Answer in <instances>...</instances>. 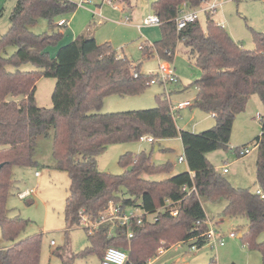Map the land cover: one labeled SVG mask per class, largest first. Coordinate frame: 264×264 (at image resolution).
Instances as JSON below:
<instances>
[{
  "label": "trees",
  "instance_id": "trees-1",
  "mask_svg": "<svg viewBox=\"0 0 264 264\" xmlns=\"http://www.w3.org/2000/svg\"><path fill=\"white\" fill-rule=\"evenodd\" d=\"M104 1L121 6L130 2ZM204 1L152 0L151 10L161 22V39L152 45L142 44L140 49L144 59L157 56L164 63L173 61L178 43L190 49L200 71L190 85L197 89L194 104L206 107L215 120L210 129L193 133L178 129L169 101L162 95L156 97L153 109L101 112L106 97L140 95L156 74L141 72L140 65L119 56L109 43L98 44L86 33L51 57L48 48L58 44L63 35L59 29L65 27L54 21L74 12L76 4L70 0H16L9 28L0 36V231L2 240L11 243L0 249V264H39L42 236L18 240L26 221L9 216L7 200L14 188L13 169L41 166L37 161L41 138L48 139L51 146L53 162L45 167L66 173L70 180L64 210L68 227L80 226V211L98 219L110 203L156 215L155 221L142 216V224L132 227L130 239L125 228L114 229L110 237L108 225L98 227L92 235L86 230L90 246L85 254L96 253L101 260L105 249L115 247L127 252V264H146L155 251L168 249L172 242L192 240L191 245L200 249L206 244L200 235L206 231L208 219L200 200L223 199L226 205L220 216L247 220L241 240L249 250L260 253L264 264V120L253 144L260 194L234 187L207 159L211 152L228 150L234 120L250 98L256 96L264 105V33L253 32L255 48L245 50L208 15L204 30L197 20L177 32L175 19L182 5L194 10ZM40 19L48 20L50 34L29 30ZM11 46L16 48L14 54L2 56ZM26 64L35 70H18ZM9 66L15 70L8 71ZM41 78L55 80L50 109L36 104L35 87ZM145 136L154 141L179 138L187 171L162 181L143 179L172 169L169 163L154 165L144 152L121 155V175L98 170L97 158L109 146L136 143ZM184 186L195 190L188 193ZM166 200L174 204L172 208L177 207L176 216L169 214V208L156 213Z\"/></svg>",
  "mask_w": 264,
  "mask_h": 264
},
{
  "label": "rangeland",
  "instance_id": "rangeland-1",
  "mask_svg": "<svg viewBox=\"0 0 264 264\" xmlns=\"http://www.w3.org/2000/svg\"><path fill=\"white\" fill-rule=\"evenodd\" d=\"M77 3L78 0H70ZM224 4L212 16V19L223 26L231 38L245 50H253V32L264 33V3L259 0H221ZM152 0H130L131 7L125 6V11L117 9L118 3H110L104 0H91L90 5L84 8H76L70 14L62 17L67 21V26L59 29L63 34L55 47L48 48L51 57H55L58 50L71 43L80 34H88L95 37L98 44L109 43L117 50L120 56H125L134 65H140L143 73H157L161 61L157 56L149 59L142 57L140 47L144 42L152 44L161 39L159 27H144L138 31L137 25L152 13ZM16 0H0V36L5 34L9 28V16L15 6ZM92 12L94 14H92ZM131 15V20L127 17ZM58 20V19H57ZM57 20L54 21L56 24ZM127 21V22H125ZM202 29H205V16L199 17ZM126 24V25H124ZM34 34H50L52 28L48 20L40 19L34 25L29 26ZM16 51L15 47H7L2 56L10 57ZM167 63V62H165ZM180 81L176 85H169L167 93L163 86L150 85L142 94L135 96L120 97L112 95L103 100L101 112L116 113L127 111L148 110L156 107V97L162 95L167 98L170 106L186 100L195 99L197 90L190 86L199 78V69L194 65V56L190 49L178 43L175 48L173 61L167 63ZM15 69L8 67V71ZM20 71L29 72L35 68L29 64L18 68ZM55 85L52 78H41L36 83V104L41 108L52 107L51 94ZM193 103V102H192ZM245 110L239 113L233 124L228 150H218L207 154V159L217 172L234 186L249 188L252 192L258 189L255 180L256 152L253 149L254 140L260 135L261 121L264 120V105L253 96L247 103ZM180 111L176 118L178 129L189 132L200 133L214 126L215 120L209 114H199L191 119L190 107ZM198 113L197 110L193 113ZM260 115V118L257 117ZM209 125V126H207ZM164 142L155 141L152 144L139 141L136 143L111 145L97 158L99 171L112 175H121L124 169L118 165L121 155L131 153L133 155L144 152L151 156L154 165L169 163L172 171L168 174H156L143 176L150 181H162L173 175V171L185 169V163H178V158L183 157L182 144L179 138L164 139ZM165 147L171 150L165 151ZM246 147L252 152L247 157L239 158L233 148ZM156 149V150H155ZM51 146L46 138L38 140L37 161L41 164L38 171L40 178L34 177L33 170L14 168V188L7 200V209L10 217H19L26 221V226L19 236L22 240L35 235H41V250L39 264H101L98 254H85L84 250L90 246L87 232L84 226L68 227L64 219L65 201L68 196L70 185L66 173L49 169L51 163ZM227 165L228 173H223L222 168ZM183 172V171H182ZM181 172V173H182ZM35 190L36 194L20 199L18 194H25ZM205 214L219 231L225 235L234 232L236 235H245L247 231V220L243 217H221L220 213L226 205V201L219 199L208 202L201 199ZM140 204V201H137ZM148 221L152 217L147 218ZM262 237L259 239L262 241ZM0 240L5 248L11 243ZM51 242L54 245H51ZM172 242L168 251L156 260V252L146 264H262L260 253L249 248L241 239H227L224 247L213 249L205 245L198 251H190L189 245ZM173 246V247H172ZM60 250L61 254L56 251Z\"/></svg>",
  "mask_w": 264,
  "mask_h": 264
},
{
  "label": "built area",
  "instance_id": "built-area-1",
  "mask_svg": "<svg viewBox=\"0 0 264 264\" xmlns=\"http://www.w3.org/2000/svg\"><path fill=\"white\" fill-rule=\"evenodd\" d=\"M264 3V0H259ZM91 0H78L76 6L78 8H84L86 5H90ZM222 6L221 0H206L204 1L198 8L194 10H187L184 5H182L178 16L175 19V26L177 32L184 29L187 25L194 23L199 20L201 15L212 17L217 10ZM58 27H64L67 25V21L59 20L57 21ZM161 24L159 18L154 13L149 14L142 20V26L144 27H159ZM221 26L220 24L216 23ZM223 27V26H221ZM142 47V46H141ZM140 47V49H141ZM178 83V77L174 74V70L166 63H161L158 72L156 73L155 78L150 82V85H159L163 86L164 91L167 93L169 85H176ZM191 104L189 102H181L175 106H170V113L172 114L173 119L179 118V112L187 107H190ZM260 118V115H257ZM176 122V121H175ZM140 141L147 142L153 144L155 141L150 136H145L140 139ZM235 149V148H233ZM254 149V146H253ZM236 155L241 158L251 153V150L248 148H242L239 150H235ZM178 163H185L184 157L178 158ZM223 173H227V168L223 167ZM35 176H39V173H35ZM183 190L191 193L195 190L194 187L191 189H187L185 186ZM35 194V190H30L25 194H18L19 198L24 200L25 197H30ZM257 194H260L257 191ZM264 198V196H261ZM174 204L171 201H164L163 206L157 208L156 213L164 211L166 208H169V214L172 216H176L178 214V209L172 208ZM80 216V225L84 226V229L87 230L89 234H93L94 231L102 226L108 225L109 230L107 232L110 237L113 234L114 229L116 228H125L126 230V238H132V227L134 225L139 226L142 224V216H147V214L137 207H127L123 208L120 204L110 203L108 208L100 214L98 219H92L88 215L84 213V211L79 212ZM156 215H150L148 217H152L150 221H155ZM207 229L206 231L200 235L201 238H204L205 245L211 246L213 249L217 250L218 248L224 247L227 239H235L236 234L231 232L227 235L221 233L219 229L214 225L210 220L206 221ZM183 243V242H181ZM180 243V244H181ZM51 245H54L51 242ZM190 251H198L199 247L197 245H190ZM167 252L165 248H159L156 252V260L163 256ZM128 254L126 251L122 249H118L115 247H108L105 249L103 253V257L101 259V264H127ZM151 264V263H150Z\"/></svg>",
  "mask_w": 264,
  "mask_h": 264
},
{
  "label": "crops",
  "instance_id": "crops-1",
  "mask_svg": "<svg viewBox=\"0 0 264 264\" xmlns=\"http://www.w3.org/2000/svg\"><path fill=\"white\" fill-rule=\"evenodd\" d=\"M222 2V1H221ZM223 2H222V6H223ZM128 6L129 7H131V3L129 2L128 3ZM221 6V7H222ZM220 7V8H221ZM117 9L119 10V11H121V12H124L125 11V6H121V5H118L117 6ZM153 13V12H152ZM92 14H94L93 12H92ZM132 18H131V15H129L128 17H127V21H130ZM127 21H125V22H127ZM124 25H126V24H124ZM67 26V25H66ZM65 26V27H66ZM136 28L138 29V31H142V29L144 28V26H142V23L140 24V25H137L136 26ZM93 37H94V35H93ZM94 39H95V37H94ZM96 41V40H95ZM97 42V41H96ZM98 43V42H97ZM143 44H146V45H152V44H150V43H148V41L147 42H144ZM120 56V55H119ZM121 57H123V56H121ZM167 64V63H166ZM134 65V64H133ZM142 72V71H141ZM199 74H200V71H199ZM178 81H180L179 79H178ZM196 89V88H195ZM197 90V89H196ZM251 99V98H250ZM249 99V100H250ZM182 102H189L190 104H191V106L190 107H194L195 108V110H197L198 111V113L196 112V113H193L192 114V112L193 111H195V110H191V119H194V118H196L197 117V115L199 114V116L201 117V120L199 121V122H201V121H203V119H205V118H202V115H203V113H205L206 115H211V113L208 111V109L206 108V107H204V106H202V105H196V104H194V100H192V102L190 101V100H186V101H182ZM249 102V101H248ZM181 103V102H180ZM248 105V104H247ZM190 107H187L186 109H183V110H181V112L182 111H184V110H187V109H191ZM212 116V115H211ZM213 117V116H212ZM207 126H209V125H207ZM193 133H195V132H193ZM161 142H164L165 140H160ZM160 141H157V142H160ZM124 145V144H123ZM153 145V144H152ZM108 149V148H107ZM106 149V150H107ZM156 150V149H155ZM164 150L165 151H167V150H171L170 149V147H165L164 148ZM252 152V151H251ZM251 154V153H250ZM250 154H248V155H250ZM248 155H246L245 157H247ZM244 158V157H243ZM52 158H51V163L49 164V165H52ZM185 165H186V163H185ZM227 165H224L223 167H226ZM173 168V167H172ZM223 169V168H222ZM33 171H35L34 172V177L37 179V178H40L41 177V174L39 173V171H38V169H36V170H33ZM172 171V170H171ZM186 172L187 171V165H186V167H185V169H180V170H175L174 169V171H173V175H171V176H174V175H176V174H179V173H181V172ZM39 173V176H35V173ZM171 173V172H170ZM227 173H228V169H227ZM256 191H258V189L256 190ZM35 194H36V191H35ZM242 234H238V235H236V238H238V239H241L242 238ZM235 238V239H236ZM0 244H1V240H0ZM181 244H185V245H189V244H192V240H190L189 242H187V243H181ZM0 246H2V245H0ZM190 246V245H189ZM7 247H9V246H7ZM7 247H5V248H7ZM173 247V246H172ZM0 249H4V247L3 248H0ZM167 251H168V249H167Z\"/></svg>",
  "mask_w": 264,
  "mask_h": 264
},
{
  "label": "water",
  "instance_id": "water-1",
  "mask_svg": "<svg viewBox=\"0 0 264 264\" xmlns=\"http://www.w3.org/2000/svg\"><path fill=\"white\" fill-rule=\"evenodd\" d=\"M2 166H0V168H1ZM128 170H130V168H128Z\"/></svg>",
  "mask_w": 264,
  "mask_h": 264
}]
</instances>
